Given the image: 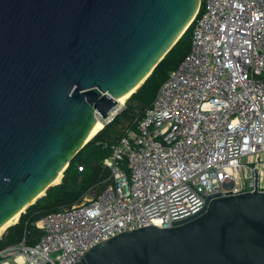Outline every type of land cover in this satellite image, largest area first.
Instances as JSON below:
<instances>
[{"label":"water","instance_id":"obj_1","mask_svg":"<svg viewBox=\"0 0 264 264\" xmlns=\"http://www.w3.org/2000/svg\"><path fill=\"white\" fill-rule=\"evenodd\" d=\"M200 7L0 0V228L58 184L98 118L141 87ZM74 264H264V191L212 196L199 214L117 233Z\"/></svg>","mask_w":264,"mask_h":264},{"label":"built area","instance_id":"obj_2","mask_svg":"<svg viewBox=\"0 0 264 264\" xmlns=\"http://www.w3.org/2000/svg\"><path fill=\"white\" fill-rule=\"evenodd\" d=\"M193 24L190 52L103 160L101 192L46 215L36 244L1 257L74 264L112 235L199 214L212 196L264 191V0H201Z\"/></svg>","mask_w":264,"mask_h":264},{"label":"trees","instance_id":"obj_3","mask_svg":"<svg viewBox=\"0 0 264 264\" xmlns=\"http://www.w3.org/2000/svg\"><path fill=\"white\" fill-rule=\"evenodd\" d=\"M193 32L194 24L166 54L137 92L129 97L125 107L71 160L61 182L50 187L44 196L21 214L18 222L5 230L0 238V252L23 241L29 245L36 244L43 235V230L37 226L39 220L52 212L79 204L90 193L95 192L98 195L101 192L110 176V169L103 164V160L113 153V146L122 136L137 129L138 121L152 106L170 72L176 70L190 52ZM2 259L4 258L0 256V261Z\"/></svg>","mask_w":264,"mask_h":264},{"label":"bare ground","instance_id":"obj_4","mask_svg":"<svg viewBox=\"0 0 264 264\" xmlns=\"http://www.w3.org/2000/svg\"><path fill=\"white\" fill-rule=\"evenodd\" d=\"M136 89H133L132 91L120 96L119 98H117V102H118V107L116 109L113 110L112 114H116L125 104L126 99L135 91ZM111 114V115H112ZM105 126V120L102 119L101 117L98 118L92 133L90 135V139L93 138L101 129H103ZM61 180V175L54 181V183H58ZM21 213H18L17 215H15L8 223H6L4 226H2L0 228V234L4 232V230H6L10 225L16 223L20 217Z\"/></svg>","mask_w":264,"mask_h":264},{"label":"crops","instance_id":"obj_5","mask_svg":"<svg viewBox=\"0 0 264 264\" xmlns=\"http://www.w3.org/2000/svg\"><path fill=\"white\" fill-rule=\"evenodd\" d=\"M0 264H24V257L19 255L15 259H2Z\"/></svg>","mask_w":264,"mask_h":264},{"label":"rangeland","instance_id":"obj_6","mask_svg":"<svg viewBox=\"0 0 264 264\" xmlns=\"http://www.w3.org/2000/svg\"><path fill=\"white\" fill-rule=\"evenodd\" d=\"M132 94H133V93H132ZM132 94H131V95H132ZM131 95H130V96H131ZM130 96H129V97H130ZM129 97L126 99L125 104H124L123 107H125V105H126V103H127V100L129 99ZM123 107H122V108H123ZM122 108H121V109H122ZM121 109H120V110H121ZM120 110H119V111H120ZM119 111H118V112H119ZM112 115H114V114H112ZM61 180H62V179H61ZM61 180H60V182H61ZM58 183H59V182H58ZM95 195H96V193L94 192V193H90V194H88L86 197H87V198H91V197H93V196H95ZM18 220H19V219H18ZM4 232H5V230H4ZM4 232H3V233H4ZM3 233L0 234V238L2 237Z\"/></svg>","mask_w":264,"mask_h":264}]
</instances>
